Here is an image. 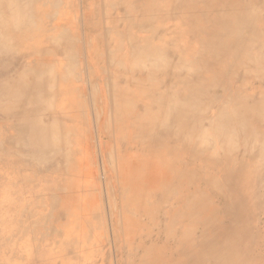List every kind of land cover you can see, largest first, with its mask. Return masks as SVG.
Listing matches in <instances>:
<instances>
[{
  "label": "rangeland",
  "instance_id": "obj_1",
  "mask_svg": "<svg viewBox=\"0 0 264 264\" xmlns=\"http://www.w3.org/2000/svg\"><path fill=\"white\" fill-rule=\"evenodd\" d=\"M135 1L0 0V264H264V0H212L181 22L151 13L143 29ZM180 29V76L148 72L175 60ZM69 62L70 111L57 83ZM139 68L148 95L171 100L159 148L115 112L113 79L132 86Z\"/></svg>",
  "mask_w": 264,
  "mask_h": 264
},
{
  "label": "bare ground",
  "instance_id": "obj_2",
  "mask_svg": "<svg viewBox=\"0 0 264 264\" xmlns=\"http://www.w3.org/2000/svg\"><path fill=\"white\" fill-rule=\"evenodd\" d=\"M211 1L212 0H136L134 3L127 4L128 5L127 10H128V14H131V15L137 17V20H139L136 23L137 27L143 29V27H144L143 25H145L146 23L149 22L148 18H149V14H151V13L156 14L157 15V19H160V17H162L161 19L164 18L165 20H168V21H175V22L178 21V22H181V21L184 20V16L185 15H190L191 13L194 14V15H196L197 17H200L202 15H205V13L211 7V6H209V3ZM119 2L124 3V0H119ZM226 7L227 6L225 4L218 5V6H213V8H215L219 12L222 11V10H225ZM215 9H213V11H216ZM220 13H222V12H220ZM223 13H225V11ZM222 18H223V16H222ZM157 19L155 18V21H157ZM11 21H10V23H11ZM182 30L183 29L178 30L177 33L174 35V37H172L171 41H170V38L167 39V41H170L167 44L168 51H169L170 54H173L174 56H176L175 60H172L171 63L168 64V65H162L158 61L155 62V63H152L148 68H146V70L148 72L151 73V72L158 71V69H160V71H161V69H164V70H167L168 72H170L171 74L175 75L176 78H178L180 76V71H182L184 69H182V67H180V66L177 65V62H179V60L177 61L176 59H177V57H178V59L179 58H183L182 55L180 54V51H181V49L186 50V48L189 46V45L188 46L186 45V38H185V36L182 35L183 34V31ZM24 33H27V32H24ZM35 34L38 37V34L37 33H35ZM50 34L51 33H49V35ZM27 35H29V34H27ZM240 35H243V34L238 33V38L240 37ZM37 37L35 39L36 41L38 40ZM39 37H40V35H39ZM41 37H43V35H41ZM25 38H26V36H25ZM48 38H50V36ZM48 38L46 37V39H45V37H43L41 39L42 41L39 39L41 41V43L44 42L43 45H41V47L42 46L45 47V46H48V45L53 44L52 42L49 41ZM180 38H183V39H180ZM26 40H28V39H26ZM50 40H52V38ZM200 41H201V43H203L204 42V39H201ZM33 44H36V43H33ZM177 44H180V46H178ZM36 45L37 46L40 45L39 44V41H38V43ZM151 45H152V41L151 40H148L146 42V50L147 51H153V48L156 46L155 45L154 47H152ZM128 51H129L128 58H127V60L125 59L124 62H127L128 61L132 65L135 64V66L137 67V64L139 63V60H138V56L139 55H135V54L133 55L132 54V51H130V49ZM5 56H7V55H5ZM133 58H137V61L134 62ZM201 58H202V62H205V60L208 58L207 57V54L201 55ZM151 59H152L153 62L156 61V60L153 59V56L151 57ZM188 62L192 64L191 61H188ZM65 68H66V70H64V68L62 70L64 73H60L62 80H60V77H59L58 82H57V83H62V89L63 88H66L67 89V93L65 91H64L65 93L63 92L65 94V97H63L61 99V101H62L61 103H62V105H65L66 108H68L69 106H71V107L74 108V104H69L68 103V99H72L73 100V98H72V95L70 96V94H71V89H70L71 88V82L68 80V78H66V74H65L70 69V62L66 64ZM139 70H141V71H135L136 73H134V71H133V73H132L133 75L134 74H137L138 75V77H136V79L134 78V80H131L132 86L130 84L125 85V86L123 84H121L122 80H125L124 76L115 77L113 79V84L115 86L112 89V92L113 93H112L111 96L114 97V99L116 98L115 99V101L117 100L116 103L119 100H121V99L122 100L125 99V101L123 102V105L121 104L119 106L118 104L116 105V103H115V112L118 111L122 115L123 119L128 123V128H130V129L132 128V130L134 132H140L141 133V137L139 139L133 137V139H131L132 141L141 140V139L142 140L143 139H147V137L144 134H148L151 137H152V135H154L156 138H158V139L154 140L155 146H157L159 148L160 145H156V143L157 144H161L166 139H164L163 137L160 136V135H162V132L165 130L164 129L165 126H162L161 127V125H157V122H159V121H157V117H158L157 115L159 113H161V111H164V110L166 111V109L168 108V106L170 107L171 100L168 103H165L164 100H163V97H162V93H161L160 96H158L159 93H157L158 95L153 96V97H150L148 95L150 93V88H149V86H145V82L146 81H142V78H144V75H143L144 72L142 71L143 69H140L139 68ZM117 73H119V72H117ZM125 81H127V80H125ZM18 82H19V80H18ZM69 86H70V88H69ZM107 87H108V85H107ZM123 88H127L128 90H125ZM131 90H135L137 92L138 97H137L136 100H133V98H132V91ZM128 91H129V93H128ZM109 94H111V92ZM175 95H176L175 98L181 100L180 104H182V102H183V100H182L183 94L176 93ZM19 97H21V96H19ZM107 97H108V94H107ZM137 103H141L142 105L145 104L144 106L148 108V111L146 113H144L143 110H139L138 106H136ZM48 106H49L48 109H51V107L53 106V100H50V103L48 104ZM71 107H69L67 110L70 111L72 109ZM134 107L136 109H138V110L136 111V109H134L135 114L132 115V116H130L131 113H130L129 110L133 109ZM113 118H114V121L117 120V114L116 113H115V116H113ZM187 118H188L187 114L182 115V119H181L182 121H181V120H179V115H178L175 118V120H174L175 122H177L179 120L180 126L177 125V127H184V129H185V126H188V124L187 123L184 124L183 120L186 121ZM163 119H165V118L163 117ZM137 123H139L141 126L140 125H136ZM171 125L172 124H170V126ZM28 128H29V126H28ZM18 133H20L19 134L20 139H23L25 137V136H22L24 134L23 130H21ZM180 133H181V131H180ZM155 137H152V138H155ZM176 138L177 137H173L172 138V142L175 141ZM120 139L122 141H127L128 140V138H126V140H125L123 137L120 138ZM158 173H160V172H158ZM79 177L80 176H78V178ZM168 177H169V175H164V177H162L160 179L159 185L164 184V183H167L168 182ZM86 183L88 184L89 182L86 181L85 179H79V180H76L75 185L78 188H80L82 186L84 187V185H86ZM149 187H152V184L151 183L149 184ZM158 187L159 186H157V188ZM136 192H137V195L140 194V190H137ZM142 194H143L142 196L138 195L137 197H143L144 196V193H142ZM144 198H146V197H144ZM173 199H174L173 201H178V199H176L174 197H173ZM84 200H87V198L85 197ZM142 201L143 200H141V199H138V200L135 199V202H133V204H135V205L137 204L135 206L137 208V212H140L141 209H142V207H141L142 206V204H141ZM209 211H210V209H209ZM173 217H174V220H173L172 224L173 223L183 222L182 221V216L178 212H175L173 214ZM189 225H191V224H189ZM191 234L192 233L189 230V231L186 232V235L185 236H188L189 237ZM79 246L80 245L78 244V247ZM51 254H53V253L52 252H49L48 254L45 255L46 258H47L46 261H49V260L52 261L54 259L53 255H51ZM54 255H56V254H54ZM79 256L81 257L82 255L80 254ZM61 262L65 263V264H78L76 260H73V261H70V262H65L62 259Z\"/></svg>",
  "mask_w": 264,
  "mask_h": 264
}]
</instances>
